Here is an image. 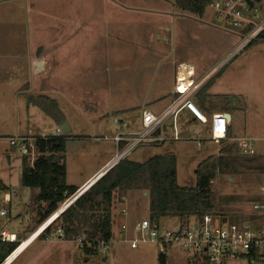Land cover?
I'll list each match as a JSON object with an SVG mask.
<instances>
[{"label":"rangeland","instance_id":"rangeland-1","mask_svg":"<svg viewBox=\"0 0 264 264\" xmlns=\"http://www.w3.org/2000/svg\"><path fill=\"white\" fill-rule=\"evenodd\" d=\"M164 1L174 15L169 16V22H156L155 39L139 28V23L130 25L126 17L118 20V24H106L105 14L88 19L85 27L91 33L90 53L87 55L85 50L83 63L78 64L76 51L75 63L78 65L70 66L73 73L83 64L89 69L83 81L78 74L75 80H67L65 71L39 79L32 77L25 67L20 72L13 67L10 72L7 67H0V78L6 73H9L8 79L13 77L12 81L1 79L0 82V209L9 205V219H0V227H6L25 239L42 226L36 223V212L32 206L38 190L22 185L24 156L10 146V137L52 134L62 120L71 125L79 148L65 153L67 182L70 186H79L115 155L117 150L113 138L117 134L142 132L143 109L161 113L179 62L209 67L225 58L243 41L242 33L232 25H216L209 8L205 16L199 18L178 10L174 0ZM103 27L114 32L119 29L118 36L114 35V43L108 44L102 39ZM89 45L87 40V48ZM35 51V48H30L24 53ZM3 53L0 50V54ZM222 66L207 89L213 87V94L228 97L226 100L231 103L241 96L247 97L246 110L232 109L231 126L235 139L216 144L206 139L207 129L203 125L191 126L184 117H179V140H167L161 145H141L127 158L142 163L153 156L172 153L177 159L179 185L195 187L196 170L206 158L215 155L209 158L214 163L219 158L216 156L219 149L232 148L238 139L252 138L256 157H243L235 147L228 158L236 163L235 173H218L212 182L214 208L210 214L215 227L242 224L248 220L252 230L260 229L264 228V220L260 221L262 217L250 218L254 216L253 204L264 198L260 191L264 171L259 168L264 162V43L243 47ZM29 86L26 93L31 95L18 94ZM32 95L49 99L47 111L30 104ZM164 96L166 98H162ZM240 102L243 106V100ZM124 122H129L130 128H124ZM166 136H173L172 119L166 123ZM230 163L226 167L228 172L232 168L228 166ZM125 195L128 216L132 218L130 229L123 232L115 222L114 238L105 250L87 256L80 244V240L85 239L82 236L75 240L38 239L15 264H158L160 246L140 243L137 249H132L131 243L125 241L133 237L140 239V235L133 232L132 222L150 217L149 197L140 190H131ZM121 206L118 203L116 214ZM222 217L227 218L226 225L222 223ZM195 220V217L188 220L164 217L159 226L163 232H176L185 225H192ZM58 224L54 222L51 225L52 233L59 228ZM166 251L167 264H191L196 256L182 244L169 246Z\"/></svg>","mask_w":264,"mask_h":264},{"label":"built area","instance_id":"built-area-1","mask_svg":"<svg viewBox=\"0 0 264 264\" xmlns=\"http://www.w3.org/2000/svg\"><path fill=\"white\" fill-rule=\"evenodd\" d=\"M212 17L218 24H230L242 33L241 46L247 47L264 30V4L256 0H212L208 7ZM191 80V81H190ZM200 83L195 80V67L189 63H182L176 70V83L173 93L175 98L172 103L160 114L143 109L141 113L142 132L119 133L113 140L116 143L115 155L96 173L95 181L85 190L81 187L77 193L84 194L106 173L116 167L128 154L141 145H161L167 140L166 123L172 119V140H179L178 118L183 110H188L195 121L206 125L210 129L211 141L222 144L228 140L231 119L226 114H213L211 117L203 113L191 100L196 93ZM117 123L121 121L116 120ZM124 128H130L129 122L122 123ZM63 136L60 129L52 134L41 135H19L9 138L10 146L23 154L33 163L36 157L35 142L38 139ZM239 153L243 157L256 156L254 140L252 138H241L235 143ZM92 179V180H93ZM90 180V182L92 181ZM264 196V179L260 188ZM76 193V194H77ZM75 194V195H76ZM74 195V196H75ZM8 197V196H7ZM10 202V199H7ZM70 200V199H69ZM68 200V201H69ZM67 201V202H68ZM126 196H121V230L126 232L130 229ZM253 215L262 217L264 220V200L253 204ZM55 215V214H54ZM52 215L41 227L29 234L25 239L6 227H0V243H17L15 250L8 255L1 264H15L20 256L33 245L41 235L54 223ZM9 209H0V219L8 220ZM226 219V222H224ZM252 219V218H251ZM227 218L222 217V223L226 225ZM213 215L206 214L202 218H196L192 225H185L176 232H163L158 221L143 218L132 224L133 232L140 235V239H125L131 243L132 249H137L140 243H153L161 248V254L166 255V249L175 244H182L188 251L195 253L191 264H264V228H250L248 220L242 224L232 223L229 226L215 227ZM126 235V233H124ZM62 229L54 230L48 240L63 239ZM81 246L83 241L80 240ZM107 246L102 243L101 249Z\"/></svg>","mask_w":264,"mask_h":264},{"label":"trees","instance_id":"trees-1","mask_svg":"<svg viewBox=\"0 0 264 264\" xmlns=\"http://www.w3.org/2000/svg\"><path fill=\"white\" fill-rule=\"evenodd\" d=\"M256 1L264 4V0ZM211 2L212 0H175V6L183 13L203 18ZM255 43H264V30L247 47ZM47 100L49 99L44 96H31L30 104L47 111ZM70 139L73 136L40 138L35 142L36 157L33 163L26 157L23 159L22 185L38 190L32 202L38 225L59 211L80 189L67 183L65 153ZM235 147L238 150L235 144L232 148L221 149V156L214 163H211V159L202 162L196 170L195 187L179 185L177 159L172 153L156 155L142 163L128 158L122 160L55 219L64 233L63 239L85 237L82 249L87 256L98 254L102 250V243L108 247L113 240L117 205L120 204L121 196L131 190L148 193L149 218L153 221L159 222L164 217L199 219L210 214L214 208L212 182L218 173H235L236 163L228 159ZM227 163L232 167L230 172L227 171ZM259 168L264 171V162ZM263 200L264 198L259 201ZM52 235L51 228H48L39 239L47 240ZM17 245L0 243V264ZM158 264H167V255L159 253Z\"/></svg>","mask_w":264,"mask_h":264},{"label":"crops","instance_id":"crops-1","mask_svg":"<svg viewBox=\"0 0 264 264\" xmlns=\"http://www.w3.org/2000/svg\"><path fill=\"white\" fill-rule=\"evenodd\" d=\"M131 1L132 0H0V50L4 51L3 54H0V56H2L0 59V67H7L9 72L12 67L18 72H20L21 68L25 67L32 77H37L39 79L48 76V74L55 73V75H59V71H65L67 80H75V76L78 74L80 75V80L83 81L89 69L85 68L83 64V67L80 66L76 73L75 71L73 73L70 66L83 63L84 59L82 58L85 55V50H87V55L90 53L88 51H90L92 47V42L90 41L91 33L86 29L85 24L92 16L98 14L107 15L106 24H118L117 21L121 18H129L127 22L130 25L132 23H139V28H142L150 38L152 37L155 39L157 33L155 27L156 22H169V16L174 15L172 10L166 7V1L164 0H134V4H130ZM115 34L118 36L119 29L114 32L112 29L105 30L103 27L101 30V37L108 44L115 42ZM87 40L90 43L88 48ZM30 48H35L36 51L33 53L29 52V54L24 53V50ZM241 48V43H239L225 58L214 65H209V67L200 68L197 64L189 63L195 67V80L200 83V87L191 97V100L209 117L213 114H231L232 109L240 111L239 109L242 108L246 110L248 107L246 96H241V98L234 100V103H231L229 100H226L228 97L224 98L222 95L213 94V87L207 89V85L210 81L221 71L223 67L222 64L233 54H238ZM76 51H78L79 55L78 64L75 63ZM182 63L184 62H179L177 67ZM2 72L6 73V70H2ZM8 76L9 73L1 75L0 82L2 81L1 79L12 81L13 77L8 79ZM175 83L176 75H174L172 87L169 85V97H162L166 99L163 101L164 108L161 112H163L175 98L173 93ZM46 87L49 88V86ZM26 90L29 91L30 86L23 91H18V94L31 95L26 93ZM241 100H243V106H241ZM179 117H184L191 126L203 125L195 121L191 113L186 109L181 112ZM64 122L63 120L59 122L58 129H60ZM203 126L207 129L205 130L207 134L206 139L211 140L209 127L206 125ZM71 128V125H69V135L73 136V140L77 143L78 149V140L74 137ZM233 139H235V136L233 128L230 126L228 140L223 143H229ZM214 156L215 155L209 156V158ZM216 156H221V149H219V153ZM106 163L107 162L93 174L88 176L79 186L75 187L81 188L89 183L84 189L88 188L90 184L94 182L92 179L95 177L96 173ZM90 180H92V182H90ZM7 196L8 199L10 195L7 194ZM145 196L149 197L148 193L145 192ZM7 208H9V205H7ZM121 209L122 206L120 207V211ZM120 211L116 214L115 222L116 224L118 223L121 228L122 220ZM128 218L130 222L132 218L129 216ZM134 222H132V224Z\"/></svg>","mask_w":264,"mask_h":264},{"label":"water","instance_id":"water-1","mask_svg":"<svg viewBox=\"0 0 264 264\" xmlns=\"http://www.w3.org/2000/svg\"><path fill=\"white\" fill-rule=\"evenodd\" d=\"M226 116H227L228 119H231V114L227 113ZM60 130H61V132H62L63 135H69L70 134V132H69L70 131L69 126L66 123H64V124L61 125ZM76 150H77V143L75 142V140L70 139L67 142V144H66V151L67 152H74ZM80 194L81 193L79 192L75 196H73L68 202H66L63 205V207H61V209L59 211L56 212V214H61L62 212H64L70 205H72L77 200V198L80 196ZM224 222H226V219H224Z\"/></svg>","mask_w":264,"mask_h":264},{"label":"bare ground","instance_id":"bare-ground-1","mask_svg":"<svg viewBox=\"0 0 264 264\" xmlns=\"http://www.w3.org/2000/svg\"><path fill=\"white\" fill-rule=\"evenodd\" d=\"M191 81V80H190ZM96 179V178H95ZM95 179L93 180V181H95ZM87 189V188H86ZM85 189V190H86ZM60 214H55V216H54V219L52 220V221H54L55 220V218H57L58 216H59Z\"/></svg>","mask_w":264,"mask_h":264},{"label":"clouds","instance_id":"clouds-1","mask_svg":"<svg viewBox=\"0 0 264 264\" xmlns=\"http://www.w3.org/2000/svg\"><path fill=\"white\" fill-rule=\"evenodd\" d=\"M80 197V196H79ZM56 214V213H55ZM60 216V215H59ZM56 219V218H55ZM52 222H55V220L54 221H52Z\"/></svg>","mask_w":264,"mask_h":264}]
</instances>
